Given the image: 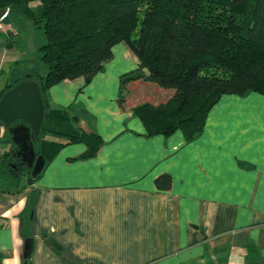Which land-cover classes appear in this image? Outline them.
<instances>
[{
	"label": "crops",
	"instance_id": "0c3cea01",
	"mask_svg": "<svg viewBox=\"0 0 264 264\" xmlns=\"http://www.w3.org/2000/svg\"><path fill=\"white\" fill-rule=\"evenodd\" d=\"M112 54L88 84L46 90L49 108L102 142L92 158L63 145L31 184L0 181V264H25L26 241L31 264H264V95L221 96L191 140L148 136L133 108L173 90L133 80L120 108V78L138 62L122 43Z\"/></svg>",
	"mask_w": 264,
	"mask_h": 264
},
{
	"label": "trees",
	"instance_id": "16d2710c",
	"mask_svg": "<svg viewBox=\"0 0 264 264\" xmlns=\"http://www.w3.org/2000/svg\"><path fill=\"white\" fill-rule=\"evenodd\" d=\"M2 8L28 19L43 36L38 59L45 76L29 74L7 83L0 98L20 81L39 84L44 121L34 149L45 164L65 144L84 143L80 158H92L102 142L99 135L79 128L67 110L49 108L46 90L77 78L88 84L119 43L138 62L135 71L120 78V108L133 80L143 78L173 90L165 103L133 108L148 136L181 130L191 140L221 96L264 95V0H0ZM4 132L2 140L10 147L0 161V181L13 187L23 179L33 183L41 173L31 178L26 166L17 164L15 172L9 165L11 142ZM46 135L65 142L47 140ZM155 185L168 191L171 177L160 175Z\"/></svg>",
	"mask_w": 264,
	"mask_h": 264
},
{
	"label": "water",
	"instance_id": "95a60500",
	"mask_svg": "<svg viewBox=\"0 0 264 264\" xmlns=\"http://www.w3.org/2000/svg\"><path fill=\"white\" fill-rule=\"evenodd\" d=\"M8 8L0 9V21ZM44 121V105L39 84L35 80L16 83L0 98V126L7 132L11 142L8 162L15 172L17 164L26 166L31 178L37 177L44 168L43 156H36L34 142L41 136ZM31 241H26L24 256L27 259ZM25 264H31L26 261Z\"/></svg>",
	"mask_w": 264,
	"mask_h": 264
},
{
	"label": "rangeland",
	"instance_id": "374dc122",
	"mask_svg": "<svg viewBox=\"0 0 264 264\" xmlns=\"http://www.w3.org/2000/svg\"><path fill=\"white\" fill-rule=\"evenodd\" d=\"M42 43L41 31L25 17L12 14L8 8V13L0 21V91L7 83L25 79L29 74L45 76L46 71L38 59V48ZM0 132L5 133L1 127ZM1 140L0 155L10 147L9 142Z\"/></svg>",
	"mask_w": 264,
	"mask_h": 264
},
{
	"label": "built area",
	"instance_id": "2783aa9c",
	"mask_svg": "<svg viewBox=\"0 0 264 264\" xmlns=\"http://www.w3.org/2000/svg\"><path fill=\"white\" fill-rule=\"evenodd\" d=\"M1 127V126H0ZM2 128V127H1ZM3 129V128H2ZM4 130V129H3ZM3 138V135L0 132V140Z\"/></svg>",
	"mask_w": 264,
	"mask_h": 264
}]
</instances>
